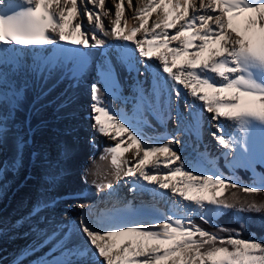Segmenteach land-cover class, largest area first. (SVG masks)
<instances>
[{
  "label": "snow or ice",
  "instance_id": "snow-or-ice-1",
  "mask_svg": "<svg viewBox=\"0 0 264 264\" xmlns=\"http://www.w3.org/2000/svg\"><path fill=\"white\" fill-rule=\"evenodd\" d=\"M93 49L106 50L94 68ZM118 66L132 81L128 94ZM65 83L58 108L74 109L86 91L87 119L110 141L99 159L110 160L113 179L96 183L97 190L120 199L119 189L127 186L133 198H170L183 214L132 219L127 200L93 219L90 206L76 204L78 222L42 226L32 221L55 201L37 204L14 222L0 218V241L22 225L33 236L10 264L30 257V264H264V240L244 238L243 225L215 232L191 219L195 214L211 224L226 210L264 212L255 199L264 196V185L240 184L195 146L187 152L186 139H177L198 132L207 113L226 164L246 166L257 156L264 163V0H119L113 7L106 0H0V155L9 139L14 146L11 160L0 159V197L9 173L24 169L33 142L30 122L27 130L16 124L29 87L51 91ZM66 117L74 119V111ZM222 118L235 125V133L225 130ZM153 121H173L176 130L149 136L144 129H154ZM69 154L66 145L58 151ZM30 155L41 159L35 150Z\"/></svg>",
  "mask_w": 264,
  "mask_h": 264
},
{
  "label": "bare ground",
  "instance_id": "bare-ground-1",
  "mask_svg": "<svg viewBox=\"0 0 264 264\" xmlns=\"http://www.w3.org/2000/svg\"><path fill=\"white\" fill-rule=\"evenodd\" d=\"M116 2H119V0H106L108 7H113ZM124 2L125 4H127L128 0H124ZM133 2H135V0H133ZM130 11L131 10L126 9L125 17H128L130 15ZM105 23L107 26L108 21L105 20ZM123 23H124V18H122V25ZM105 39H108L109 42H112L111 37H107ZM96 50L97 49L91 50V59L93 60V64L97 62L98 60L102 59L101 52L104 53L102 49H101V52H100V49H98V53L96 54ZM118 68L120 72V83L122 85V88L123 87L128 88L129 85L132 83V81L130 80L124 68L119 67V66ZM42 87L44 88L46 95H43V96L41 95L40 98H45L49 94H54L55 89L57 88L55 87L54 89L49 91L47 88H45L44 85H40L38 87L30 86L27 91L26 96L23 99L22 106L19 112L16 114L17 127L24 126L25 130H27V124L25 122L26 121L30 122V126L32 129V135H33V142L28 152H26L24 169L18 175H13L9 173L5 181L3 200H2V197H0V218L3 219L5 224L8 223V220H10L9 217H13L16 219L24 217V213H26L25 210H27L26 205H28V199L34 196V193L36 190L34 188V185L38 186L39 188L43 190L45 189V192H43V194L38 193L39 195H36L37 197H36L35 204L33 207H35V205L37 204L42 205L45 202H51V201H56V200L57 201L56 203H54V205H51L49 209H46L45 211H40L39 217H37L36 219L32 221L33 224L38 223V222L43 223L44 217H45L44 220L46 221V215L48 216L53 215V220L50 221L51 224L58 223V222H69V221L78 222L76 218H79L80 216L79 213L81 214V212H80V209L76 207L75 205L84 204L86 207H89L90 206L89 199H93V200L96 199L97 201L100 199L101 201L102 194L104 193V191H107V189H104L103 192H100L95 187V184L101 183V182L107 183L109 180L113 179L110 175H108V172L111 167L110 160H100L99 159V156L103 154L104 147L108 146L110 144V141L100 135H97V133H96L97 141L95 145L93 146L94 148L92 149H89V148L85 149V148L79 147L81 145L76 142L72 144L70 143L71 145L79 144V146H77L78 149L76 150L77 155L75 154L76 153L75 150H72V149L69 150L70 152L69 157H67L65 161L59 162L58 164L60 169H56L54 166H51L50 164L49 165L43 164L45 167L39 165L41 167L40 170L44 171L48 175H52L55 172H59V175H56L54 179L52 177V179L48 178L46 180L35 181L31 178L32 174H34V172H37L36 171V168L38 166L37 164L40 162V159L38 160L32 159V156L30 155V153L33 150L32 146L39 143L40 141H43L45 139L44 136L46 135V133L44 135V132L39 128V123L37 124V122L35 121L36 119H34L32 107H31L32 101L34 99L33 98L34 95H36L38 90L39 89L41 90ZM124 94H127V93H124ZM89 99L90 97L88 96V93L86 91L83 94H81L79 102L76 104L77 110L82 112V109H83L82 100H85L87 103H89L88 102ZM110 99L111 100L114 99L115 101L114 104L113 103L111 104L114 108L119 109L121 107L120 102L116 100L115 98H106V102L110 103L109 102L111 101ZM42 102L43 101L41 102L39 101L38 103L41 104ZM60 124L59 122L58 124L53 122L51 123L50 126L52 127V126L58 125L59 127H61ZM153 125H154V129H144V131L149 136H154L158 134L163 135V134H168L170 132L173 133L176 130V125L173 121H168V123L164 126H160L159 124H156L155 121H153ZM227 127L231 128L230 125ZM52 131L53 130L48 131L50 135H52ZM187 136L189 138L192 137L193 140L197 139V141H202V138L199 135V132L195 130L190 132ZM184 138H186V136L177 137V139H184ZM162 142H167V141L164 140ZM73 148L76 149V146ZM13 155H14V146H13L12 140L9 139L8 142L3 146L2 155H0V159L11 160ZM203 155H205V153ZM125 156L126 157L130 156V153H126ZM206 156L209 157L208 159H211L212 157L211 154L205 155V157ZM43 158H44L43 159L44 162H48V161L50 162L54 160L50 156L48 157V155ZM59 159H61L60 156L58 157V160ZM252 169L254 170V168ZM86 170H87V174H86ZM85 176H86L87 182H85L84 180ZM121 184H123V181H121ZM67 191H71L70 193H81L84 196V199L82 200L76 199V200H68V201L66 199L64 200L63 197L69 194L67 193ZM45 193H47V195ZM119 194L124 195V190L122 188L119 189ZM129 197H131V201H132V204H131L132 209L129 210V216L132 219H140L145 222L156 221V219L154 218V214L152 215V212H150L149 214L146 210H145L146 212L140 211L139 209L137 210L138 205L136 204V201L140 200L142 196L138 194L135 196V198H133L132 194H129ZM143 198L144 200H142V202L144 203V205L149 206L150 203H148V200L146 199V197H143ZM100 201L96 203L95 209L101 208L103 206L102 201L101 202ZM151 201L152 200H150V202ZM2 203H4L5 207L1 206ZM68 206H72L74 208L73 211H70V210L69 211L66 210L65 212L59 211L61 209L63 210L64 208H68ZM132 211H135V212L130 213ZM106 212H99L97 215L102 216V214ZM16 236L19 238H26L28 240L23 241L22 244H18L14 248L9 247L10 249H8V251L4 250L3 247H0V256L3 257L4 264H10L13 257L16 256L18 250L24 249L26 246H28L29 244L33 242L31 238L32 235L31 233H29L27 225H22L21 228H19V231L16 233ZM30 258H29L30 261L32 259H35V257H30Z\"/></svg>",
  "mask_w": 264,
  "mask_h": 264
},
{
  "label": "rangeland",
  "instance_id": "rangeland-1",
  "mask_svg": "<svg viewBox=\"0 0 264 264\" xmlns=\"http://www.w3.org/2000/svg\"><path fill=\"white\" fill-rule=\"evenodd\" d=\"M78 3H79V0H78ZM85 23L87 24V21H85ZM93 50H95V49H93ZM102 50L104 52L106 51L105 49H102ZM100 52H101V49H100ZM97 53H98V49L96 50V54ZM102 54L103 53L101 52V55ZM100 60H98V61H100ZM94 67H95V63L93 64V68ZM90 79H95L94 70L90 76ZM59 86L55 89L54 94H49L45 98H40L41 97V90L39 89L37 94L34 95V97H33L34 99H33L32 104H31L33 116H34V119H36L35 121L37 122V124L39 123V128L44 132V135L46 133V135L44 136L45 139L44 138H43L44 140L42 139L43 141H40L39 143L32 146L33 147L32 151L35 150V151L39 152L41 155L40 162L37 165L45 167L43 164H46V165L50 164L51 166H54L56 169H60L58 166L59 162H63L66 159V158L60 156L61 159L58 160V157H59L58 151L60 148H62L63 146L66 145L69 150L72 149V150H75V152H76V150L78 149L77 146H79V144H80L81 146H79V147H82L85 149L86 148L92 149V148H94L93 146L95 144L90 143V140L92 138H95V143L97 141L96 140V132L91 127V122L87 119L88 114H89L88 113V103L85 100H82V103H83L82 112L77 110L76 105H75V108L71 109V110H64V111L60 110L58 108V104L60 103V97L63 94V90L66 89L67 84L65 83V84H61ZM36 87H38V86H36ZM45 88H47V87L45 86ZM122 89L124 90V93L128 94V92H129L128 89H125L124 87ZM39 101L40 102L43 101L44 103L42 102L41 104H39L38 103ZM111 101L113 102V104L115 103L114 99H112ZM88 102H89V100H88ZM66 111H74L75 118L74 119L67 118L66 117ZM209 119H210L209 115L207 113H203V121H202V126L200 128L201 131L200 130L198 131L199 135L202 138V141H197V139L193 140L192 137L189 138L188 136H186V138H184L187 140L188 145H189V147L187 148L186 151L191 152L192 146H195L198 149L199 153H201L202 155L204 153H205V155L211 154L212 155L211 159H208L209 158L208 156H206V158L208 160H214L216 163L217 169H219L221 172H223L224 175L230 176L231 178L237 180L242 185H256V186L264 185V163L260 162L259 156L255 157L254 159L247 161L246 166H235L234 167V166H230V165L226 164V162L224 161V159L221 155V153L224 150L217 144V142L210 135V133L215 131V129L208 126L207 122ZM53 122L57 123V124H58V122H59V124L61 123L60 124L61 127H59L58 125L51 127L50 125ZM220 123L224 125V128L226 131H228L230 133H235V125L232 124L231 121H230V123H231L230 124L228 120L222 118ZM229 125L231 126V128L227 127ZM233 128H234V130H233ZM50 130L54 131V132L52 131V135H50L48 132ZM75 142L79 143V144L78 145L77 144L71 145L72 143H75ZM75 146H76V149L73 148ZM51 153H52V155H51ZM75 154L77 155V152ZM47 155H48V157L50 156L54 160H52L50 162L49 161L44 162L43 157H46ZM32 159L34 160L33 157H32ZM38 166L36 168L37 172H34V174H32L31 178L33 180L38 181V180H46L48 178L52 179V175H48L44 171L40 170L41 167L40 166L38 167ZM252 168H254L255 171ZM34 188L36 189L34 196L32 198L28 199V205H26L27 210H25L26 213H24V216H26L28 214V212L32 209V207L34 206L35 200L37 197L36 195H39L40 193L43 194V192H45V189L43 190V189L39 188L38 186L34 185ZM121 188L124 190V188H127V186H123ZM70 192L71 191H67V193H70ZM72 192H74V191H72ZM106 192L107 191H104V193H103L104 195L102 194V200H101L103 203L102 207L108 208L109 210H111V207H114L115 204L118 207L123 206V204L121 205L120 202H118V201H120V199L122 200V198L125 197V190H124V195L119 194L120 199H118L116 196H107V195H105ZM229 193H230V191H228V195L231 194V193L230 194ZM241 193L239 194L240 196L242 195ZM45 194L47 195V193H45ZM78 194L80 195L81 200L84 199V196L81 193H78ZM130 194H132V193H130ZM226 194H227V191L225 192V195ZM140 196H142L140 198V200L136 201V204L138 205L137 210L139 209L140 211H144V212L147 211L149 214H150V212H152V215L154 214V218L156 220H161L165 215H170L173 212H176V214H178V215L183 214L182 209H180L178 211L176 208H173V201L170 198H163L162 196H155L154 197L153 195L148 194V193H145V194L140 195ZM132 197H133V194H132ZM143 197H146V199L148 200V203H150L149 206L144 205V203L142 202V200H144ZM259 197H260V195L255 196V198H259ZM63 199L64 200L66 199L67 201L72 200V199L68 198V195L64 196ZM2 200H3V196H2ZM89 200L88 201H89V204L91 207L90 215L92 216L93 219H95L96 216L98 218H101L102 216L97 215L100 212L99 208H97L98 210L95 209L96 208L95 205L98 201H100V199L98 201L96 199L95 200L89 199ZM150 200H152V201L150 202ZM56 201H55V203H56ZM115 201L117 203H112ZM122 202H124V201H122ZM1 206H4V203H2ZM49 208L50 207H47V208L42 207L41 211H45L46 209H49ZM73 209L74 208L72 206H68V208H64L63 210L61 209L59 211H61V212L62 211L65 212L66 210L73 211ZM134 212L135 211H132L130 213H134ZM228 212H230L229 215H231L232 220L234 222H239L241 226L243 225L242 230L247 231L248 234L245 238L249 237L250 235H255L254 229H258L262 233L264 232V212L238 211L236 209L226 210V211H223L220 214H218L216 217H214L213 222L211 224H207V223H205V224L213 227L214 229H217L218 231H220L221 226L224 228L235 229L234 227H231V225L228 227H225L222 223V220L228 217V215H227ZM61 215H62V213H61ZM79 215H81V214L79 213ZM258 215H260V216L258 217ZM9 218H10V220H8V223L14 222L15 220H17L16 218H13V217H9ZM44 219H45V217H44ZM44 219H43L42 224H48L49 226L52 225L50 221L53 220V215H49V216L46 215V221ZM191 219H193L198 225H200V226L206 228L207 230L211 231V229H208L205 225L202 224L204 222L200 219V217L198 215L192 214ZM76 220L78 221L79 218H76ZM216 220H217V222H216ZM240 225L236 229H241ZM255 237L257 239H261V238L257 237L256 235H255ZM31 238L33 240V236ZM26 240H28V239L19 238L16 236V234H14L12 236H5L4 239L2 241H0V247H3L4 250L8 251V249H10L11 247L14 248L18 244H22V242L26 241ZM261 240H264V236H262ZM30 259L28 261H25L26 262L25 264H30Z\"/></svg>",
  "mask_w": 264,
  "mask_h": 264
},
{
  "label": "trees",
  "instance_id": "trees-1",
  "mask_svg": "<svg viewBox=\"0 0 264 264\" xmlns=\"http://www.w3.org/2000/svg\"><path fill=\"white\" fill-rule=\"evenodd\" d=\"M230 194V193H229ZM240 194V193H239ZM242 195V197L241 198H243L246 194H244V193H241ZM228 195V191H227V194L225 195V196H227ZM256 196H258V194L256 195ZM256 199V201L257 202H259V203H264V196H261L260 195V197L259 198H255ZM253 212V211H252ZM230 214V212H228L227 213V215H228V217L227 218H225V219H223L222 220V223H223V225L225 226V227H228V226H230L231 225V227H234L235 229L236 228H238L239 227V225H240V223L239 222H234L233 220H232V217H231V215H229ZM260 215H258V217H259ZM201 222V221H200ZM216 222H217V220H216ZM203 225H205L208 229H211V231H215V232H219L217 229H214L213 227H211V226H208V225H206L205 223H202ZM240 227H241V225H240ZM254 232H255V235L257 236V237H259V238H261L262 239V236H264V232L262 233V232H260L258 229H254ZM221 235H224V233H220ZM242 234H243V236H244V238L247 236V231L246 230H242Z\"/></svg>",
  "mask_w": 264,
  "mask_h": 264
}]
</instances>
